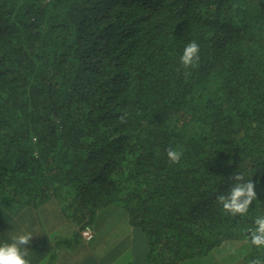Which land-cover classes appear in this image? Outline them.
Segmentation results:
<instances>
[{"label": "trees", "instance_id": "trees-1", "mask_svg": "<svg viewBox=\"0 0 264 264\" xmlns=\"http://www.w3.org/2000/svg\"><path fill=\"white\" fill-rule=\"evenodd\" d=\"M234 172L256 185L245 216L217 199ZM51 199L80 228L120 206L149 264L264 259L247 236L264 215V0H0V201Z\"/></svg>", "mask_w": 264, "mask_h": 264}, {"label": "crops", "instance_id": "crops-1", "mask_svg": "<svg viewBox=\"0 0 264 264\" xmlns=\"http://www.w3.org/2000/svg\"><path fill=\"white\" fill-rule=\"evenodd\" d=\"M89 225L93 238L86 241L56 199L35 207L0 201V243L31 232L30 264H149L146 236L120 206L99 211Z\"/></svg>", "mask_w": 264, "mask_h": 264}, {"label": "clouds", "instance_id": "clouds-1", "mask_svg": "<svg viewBox=\"0 0 264 264\" xmlns=\"http://www.w3.org/2000/svg\"><path fill=\"white\" fill-rule=\"evenodd\" d=\"M199 44L195 41L189 42L183 49L180 57L181 64L185 67H192L199 62ZM123 120L124 118L121 117ZM167 158L171 163H179L182 150L168 148ZM229 179L234 181L227 194L217 197L224 212L231 216H245L250 205L257 200L256 185L251 178L246 179L243 172H234ZM253 227L247 229L248 242L256 248H264V215H258L253 221ZM33 234L31 232H21L11 237V242L0 243V264H30L28 259V245ZM249 264H264V259H252Z\"/></svg>", "mask_w": 264, "mask_h": 264}, {"label": "rangeland", "instance_id": "rangeland-1", "mask_svg": "<svg viewBox=\"0 0 264 264\" xmlns=\"http://www.w3.org/2000/svg\"><path fill=\"white\" fill-rule=\"evenodd\" d=\"M236 249V247H234ZM221 250V249H220ZM231 249L229 247H224L222 249V254H219V248L214 249L211 252H209L207 255L196 258L191 261H186L183 264H218L221 262V259H223L222 264H237L234 262L233 257H228L227 255L229 254ZM243 259V257H242Z\"/></svg>", "mask_w": 264, "mask_h": 264}, {"label": "built area", "instance_id": "built-area-1", "mask_svg": "<svg viewBox=\"0 0 264 264\" xmlns=\"http://www.w3.org/2000/svg\"><path fill=\"white\" fill-rule=\"evenodd\" d=\"M80 234L82 238L86 241H89L93 238V230L89 226H83L80 229Z\"/></svg>", "mask_w": 264, "mask_h": 264}]
</instances>
